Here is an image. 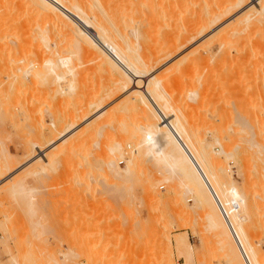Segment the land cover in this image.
Masks as SVG:
<instances>
[{
  "label": "rangeland",
  "instance_id": "374dc122",
  "mask_svg": "<svg viewBox=\"0 0 264 264\" xmlns=\"http://www.w3.org/2000/svg\"><path fill=\"white\" fill-rule=\"evenodd\" d=\"M102 1L112 9L116 4L118 9L115 11L121 15V11L124 12L125 9V17L131 13L133 17L130 19L137 21L133 24H140L145 20L143 14V18L137 17L136 9L146 10L147 15L151 4L149 0H143L144 3L149 2L145 7L141 5L137 8L132 4L136 0L132 3L129 1V6L128 0H125L128 3L122 0ZM256 1L258 0H254V3L257 5ZM28 4L26 0H0V264H238L240 260L237 257H234L235 260L229 257L224 241L223 222L219 219L215 221L210 216V213H215V207L212 204L204 207L202 201L198 200L200 196L197 190H190L186 186L185 174L171 166L172 161L169 163L168 156H159L156 146L148 140L147 124L155 116L140 109L132 110L128 105V108L120 105L121 97L124 99L131 95L129 91L136 87L126 90L129 95L126 91L120 92L117 97L102 104L96 113H91L93 109L89 107L99 99L100 93V98L105 96V87L108 88L111 81L101 77V72L92 65L96 62L89 57L87 60L85 57L81 59L83 62L80 67L84 65L85 68L79 70L84 74L79 76L81 80L78 70L74 77L63 65L62 70L60 69L62 72L51 71L44 60L48 49L43 41L46 34L43 28H47L38 24V20L41 23L42 19ZM129 8H132L131 12H127ZM260 16L262 18L263 14ZM32 20L37 24H32ZM216 30L217 28L206 34L204 41L200 38L198 42L190 44L186 50L171 58V62L168 60L161 65V70L157 71L160 69L158 68L152 74L157 79L161 77V80L158 79L161 83L165 80L163 84L166 80L170 82L171 86L168 82L165 84L168 87H164L168 90L163 88L166 91H162L165 92L163 96H172L170 101L177 98L171 104L179 101V109L182 103V108L185 106L187 115L182 109H177L182 117L186 115L182 122L189 133L194 135V140L202 144H199L203 146L201 149L204 148L209 153L204 167L223 189V199L241 223L246 240L256 249L253 257L264 264V31H259L253 37L255 40L256 37L263 40V44L259 40V45H263L262 48L259 46L261 51L256 45L253 46L255 49L250 46L249 50L245 46L246 51L243 47L238 48L242 50H239L240 53L235 49L239 55L244 52L246 59L251 58L247 61L241 56V60L235 55L237 61L234 58L226 59L233 61L228 64L221 56L219 60L216 59L223 52L215 42L211 43L215 40L211 35ZM51 32L50 30L49 35ZM208 36L212 39L208 46L212 51L215 45L212 52L216 53L213 58L210 56L214 61L210 58L205 62L208 63L207 67L204 65L206 72L203 65L200 66L204 71L198 69L199 63L191 65L193 57L191 59L189 55L190 58H185L186 61L191 59L188 63H191L190 67L196 68L195 72L201 71L197 72L200 73L197 78L205 73L202 74L205 75L204 80L201 76L200 83L199 79H195L197 75L190 76L195 68H188L187 65L190 70L187 71L185 67L183 72L186 73L185 76L188 72L191 73L188 75L190 77L187 79L182 74L184 79L179 75L181 80L176 81L180 78L174 75V62L177 65V61L182 56V59L185 55L187 57L185 53L188 52H191V56L193 52L194 57L195 54L202 55L199 53L206 55L207 48L203 44L208 43ZM57 39L62 43L59 37ZM195 47L197 51H194ZM68 50L64 53L71 55L70 47ZM231 50L234 54V48ZM214 58L219 62L223 58L219 65L225 63L224 68L217 65V62V71L213 67L216 62ZM255 58L259 60L255 62ZM77 62L78 58L73 63ZM169 62L174 64L171 66ZM248 62L253 63L248 65ZM178 63L180 65L182 62ZM183 63L178 68H183ZM227 65H234L235 68L232 70ZM163 66L172 71L174 69V76H169L170 71L167 75L169 79L167 76L165 79L162 74L160 76L158 73L165 72ZM236 68L239 72H235ZM246 68H249L248 73L244 71ZM249 70L255 76L250 75ZM220 71H229L230 74ZM106 82L109 83L108 86H104ZM196 83L199 86L202 84L198 93L191 88H198ZM178 84H181L180 91ZM99 88L105 89H100L103 94ZM182 88L186 89L188 96L185 92L183 94ZM241 90L244 92L237 96L241 94ZM195 94L201 97L198 99ZM209 94L215 100L223 97L220 98L221 103H218L219 100L216 101L217 104L215 100L213 102V97L209 99ZM201 98L209 100L206 99L205 103L206 100ZM168 101L162 102L168 105ZM87 113H91V116L81 120ZM73 119L80 120L77 124H72ZM186 120L190 121V125ZM62 131L68 134L61 140L58 136ZM53 139L55 142L52 143ZM34 143L47 151L48 162L33 158L37 155ZM14 158L20 167L7 171L5 177L8 164L16 162ZM28 162L29 165L24 167ZM21 168L22 171L19 170ZM18 170L19 174H16ZM10 173L19 176V185H11V177L14 176L8 177ZM8 178L10 179L6 180ZM232 187L235 189V196L229 194ZM177 236L188 240L189 246L183 254L174 247L173 242Z\"/></svg>",
  "mask_w": 264,
  "mask_h": 264
},
{
  "label": "bare ground",
  "instance_id": "6f19581e",
  "mask_svg": "<svg viewBox=\"0 0 264 264\" xmlns=\"http://www.w3.org/2000/svg\"><path fill=\"white\" fill-rule=\"evenodd\" d=\"M26 1L29 3L28 5H30L36 11V14L38 16H40L39 18L42 19L41 23L38 20V24L39 25L41 24L43 27L47 28V29H45V28H43V29H44V33L46 32V34H48V36L45 34L46 37L44 36V38L43 37L42 38L45 39L43 41H44V43L46 42L45 44H47V49H48L47 57H46V59L44 58V60H45L46 64L49 65L50 70L53 72H59L62 70L63 67H65V69H67V71L70 72V74H72L75 77L77 70L79 71L80 68L85 69L83 67L84 65H82V67H80L81 66L80 64L83 62V61H81V59H83L82 57H85L86 60L89 57L94 62H96V64H92V65H95L97 70H99V73L101 72V74H100L101 77L103 76V77L107 78L108 80H110L111 82H109L108 80L107 81L111 84L108 88L105 87V89L107 91V92L105 91V93H106L105 96H101V98H100V95H101V93H100L99 99L97 98L98 99L97 101L95 99L96 102L95 103L93 102L94 103L93 105H95V107L93 105L92 106L94 108L92 106L89 107V109L94 110V111L92 110L91 113H93V112L96 113V110L101 108L102 104L107 103V101L112 99V98L114 99V97L116 95H119L120 92H122V91L125 92L129 88L131 89V87L135 86L136 88L132 89V91H129L131 95H129V93L126 91L128 93L127 95H129L130 97L126 96V98L123 99V97L119 96L122 98L120 100V102H121L120 105H122L124 108L125 107L126 108H128V107L132 108V110L133 109H135V110L140 109L142 111H145L147 114H153L155 116V119L153 121H150L147 124L148 126L146 125L147 126V132H148V140L150 141V143L152 145L156 146L157 153L159 156H165V157L168 156L170 159L169 163H171V161H172L171 166L178 168L181 172H183L185 174L186 186L190 190H197V194L200 196V198L198 200L200 202L202 201L203 206L207 207L208 204H212L215 207V210H216L215 213H210V216L215 221L219 219L220 221L223 222V225H224V227H223L224 228L223 229L224 241H225L226 247L229 251V253H228L229 257L234 259V260L237 257L238 261L240 260L238 264H260L253 257V255L255 256L256 249L252 245H250L248 243V241L246 240V235H245V232H244V229H243L241 223L236 218L234 212L231 211L230 206L227 204L226 200L223 199V197H222L223 196V194H222L223 189L220 187L219 183L214 180L210 171L204 167L205 158H207L209 156V153L206 152V150L204 148L201 149L203 146H199L200 143L198 141L194 140V138H193L194 135H191L189 133L188 129H186L184 123L182 122L183 117L184 116L186 117V115H187L186 112L184 111L185 106H184V108H182L183 103H182V106L180 105V107H181L180 109H182L186 114V115H183V117H182V113L178 112V110H177V109H179V107L177 106L179 104L178 103L179 101L177 100L178 102H173L175 104L172 103L173 105H175V107H178L176 109H174L175 107L171 104L172 100L175 101L177 98L175 100L173 98L170 101L172 96L171 97L169 96L170 99L168 97H166L167 95L163 96V93L165 95V92H163V91H166L164 89H167V88H164L165 86H167L165 84H167L169 81L166 80V83L163 84L165 82V80L163 79L164 81H163V83H161V81H158V79L161 80V77L157 79V78H155L156 75H153L152 73H154L155 70L160 68V66L163 65L164 63H166L168 60L170 61V59L173 58L175 55H177L180 51L182 52V50H184L185 48H188L190 44L194 43L197 40L199 41L200 38H203L206 34L210 33L211 30L216 29V28H217V30L215 31V33L211 35V37L215 40L213 42L211 41V43L215 42V44L220 49V51H223V52H220V54H218L219 57L216 59L219 60L221 57H223V58H225V60H223V58L221 60L225 61L228 64L233 62V61L232 62L228 61L231 58L232 59L233 58L234 59H236V58L240 59L241 56H243V58L246 59V57L244 56L245 55L244 52H243V54L241 52L242 55L241 54L239 55L240 51H242V50H240L242 47H243V50L245 49V51L247 50V47H249L248 48V50H249L250 46L253 47L256 45V48L259 46L263 47V45H259V40H260V44L262 43L261 41H263V40L259 39L258 37H256L258 40L257 39L255 40L253 37H254V35L256 36V33H258L259 31L260 32L262 30L264 31V17H263L264 16V0L256 1V2H258L257 5H256V3H254V0H149L150 2L149 1L148 2L151 4H150V7H149V5L147 6V7H149L147 10V12H148L147 15L145 14L146 10L142 11L143 10L142 7L140 8V9H142L141 11H139V9H136L137 11H135V12H137L135 14H138L137 15L138 18L142 17L141 14H143L144 18L143 17L142 18H143V20L145 19L140 24H137V23L133 24L135 20L132 21L130 19L132 16L131 13H130V15H129V13H127L129 15L128 16L129 20H128V17H125L126 15L124 14L125 9H123L124 12L121 11L122 7L120 9V11L122 13V15H121L120 12L116 13V11L118 9V6L116 8V4L113 7L114 9H112L109 7L108 4L106 5L105 3H103L104 1H102V0H26ZM122 1L126 2L125 0H122ZM122 1H120V3H122ZM129 1L131 3L135 2V0H128V2ZM142 1L143 0H138V2H139L138 3L136 0L137 3L135 2L132 4L136 5V7L137 6L140 7L141 5H143L145 7V5H147L148 2L144 3L145 0L143 2ZM111 2H110V5H111ZM128 2H126V3H128ZM130 2L128 3V6H129ZM141 2L144 4H142ZM113 3H114V1L112 2V4ZM131 9L132 8H129L127 12H131ZM133 10H132V12H133ZM259 14L260 15L263 14V16H262L263 20ZM135 17H136V15H135ZM137 17H136V19H137ZM126 18H127V20H126ZM130 20H131V22L128 23ZM138 20H140V19H138ZM141 21H142V19H141ZM34 22L32 20V24ZM135 22H137V21H135ZM45 30H47L48 32ZM50 30L52 31L51 35H49ZM52 35H53V37H52ZM58 37L61 39L62 43H59L60 41L58 42V39H57ZM206 37H204V38H206ZM209 37L210 36H208V38ZM42 38H40L41 40L40 39L39 40L42 41ZM204 38L202 39L203 41H204ZM210 40H212V39L209 38L208 40H206V42L208 41V43L204 42V44H203V46H205L207 48V52H206L207 54L206 55H203V53H199L202 55L195 54L196 57H194L193 52H192V56L190 54L191 52L185 53V54H187V57L185 55L184 59L185 58L188 59L189 55H190L191 59L194 58L192 64L188 63L189 60L191 62V59L186 61V59L185 60L182 59L183 58V56H182V58H181L182 61H181V59L179 60V58H178L179 61H177V59H176L177 65H176V62H174L175 65H173L174 63L170 64L171 61L169 62V64L171 66L173 65L172 67L174 69L176 68V71L174 69L172 71L171 70L172 67L167 63V65H169V68H171V69L169 70V69H167L168 68L167 66H166L167 68H165L163 66L165 68V70H164L165 72H160L158 74H160V76L163 75V77L165 79H167V77L169 79V76L173 77L175 75L176 77L180 78V79L176 80V81H178V80H181V77H182V80L184 79L183 75L185 76L186 73H184L183 71H184L185 67L187 70L188 68H192V67H190L191 65L193 66L194 64L196 65L197 63H199V66L197 65V67H199L198 69L201 70L202 68H204L206 66V64L208 65V63L205 64V62L208 61L211 57L213 58L215 56L214 53H216V52H212L214 50L215 45H214L212 51L209 47L211 44ZM203 41L200 42L199 44L203 43ZM42 44H43V42H42ZM43 46H44V44H43ZM245 46H247V47L244 48ZM69 47L72 50L71 55H67L64 53V51L66 52V50H67V52L69 51L68 50ZM196 47H195L194 51H197ZM260 47H259V49H260ZM233 48L235 51L234 54L231 53V51H232L231 49H233ZM238 48H240V49H238ZM253 48H252V50L255 49V48L254 49ZM45 49H46V47H45ZM235 49H237L238 51L240 50L239 53H237L238 51ZM259 49H257L258 52H259ZM263 49H264V47H263ZM257 50H255V54H257V52H256ZM260 51H261V49H260ZM248 52L247 53L245 52L247 56H249ZM230 53L233 54L234 57L230 56L231 55ZM235 53H237V54H235ZM252 54L255 55L254 52ZM259 54L261 55V53H259ZM235 55H238V57L239 56L240 57L238 58L236 56V58H235ZM75 57L78 58L77 63H73L76 60ZM73 58H75V59L73 60ZM250 58L251 57H249V59ZM216 59H215L216 62H214L215 66H213L214 68L217 67L216 64H217V62H219ZM226 59H228V60H226ZM237 59H236V61H237ZM249 59L247 61H249ZM172 60H174V59H172ZM221 60L217 65L221 64V62H222ZM241 60H243V59L241 58ZM256 60H259V59L255 58L254 61L256 62ZM93 61H91V62H93ZM178 62H180V63L185 62L186 64L183 63V68L179 67L180 68L179 69L178 66H180L182 63L179 65ZM210 62H211V60H210ZM38 63H39V61H38ZM248 63H249L248 65H251L253 62L252 63L248 62ZM86 64L88 65V63H86ZM189 64H191V65H189ZM224 64L225 63H223V65ZM233 64H235V63H233ZM239 64H238V66H239ZM61 65H63V67ZM200 65H203V67ZM223 65H219V66L223 67ZM245 65H247V64H245ZM245 65H243V66H245ZM238 66H236V67L238 68ZM240 66H242V65H240ZM254 66H256L255 63H254ZM254 66H252L253 69L250 67L253 72H254ZM85 67H86V65H85ZM93 67H92V69H93ZM233 67H234V65L232 67H231V65H230V67H228V65H227V68H230V69L232 68V70H233ZM247 67H249V66H247ZM88 68H89V66H88ZM193 68H195V67H193ZM166 69H167V71H166ZM192 69H191V71H192ZM204 69H202V70L204 71ZM230 69H228V70L230 71ZM238 69L235 70V72L238 71ZM247 69H249V68L244 69V71L246 73H248ZM159 70H161V68L158 69L157 71H159ZM188 70H190V69H188ZM193 70H194L195 74L192 73L193 74L192 75L190 73L191 74L190 75L188 72L187 76H185V77H187V79L190 76L194 77L195 75L198 74L197 72L199 70H197V72H195L196 68ZM206 70L207 69H205L204 72H206ZM208 70H209V68H208ZM216 70L219 71V68ZM162 71H163V68H162ZM168 71H170L171 73ZM229 71H227V72L223 71V72H224V74L225 73L230 74ZM252 71L249 70L250 75L253 74ZM172 72L175 74L173 75ZM199 72H201V71H199ZM223 72L220 71V73H223ZM78 73H79V75L77 74L78 77L81 76V74H83L80 71ZM164 73H167V74L165 75ZM207 73L209 74L208 71H207ZM67 74H69V73H67ZM158 74H157V76H158ZM168 74H169V76H167ZM202 74H205V73H201V76L204 80L203 76H205V75H202ZM233 74H235L234 71H233ZM258 74L260 75V73H258ZM150 75H151V77H149ZM179 75L180 76L182 75V76L180 77ZM188 75H190V76L188 77ZM198 75L195 76L196 77L195 79H196V81L199 79V82L201 83L200 79L202 80V78H200L201 76H199V78H197ZM253 75L255 76V74H253ZM55 76L56 77L59 76V78H60L59 74L58 75L56 74ZM83 76H84V74H83ZM153 76H155V77H153ZM222 76H225V75L222 74ZM240 76L241 75H239V77ZM144 77L145 78L149 77L150 80L148 78H147V80H143L142 78H144ZM225 77H229V76L227 75ZM247 77H248V74H247ZM258 77H260V76H258ZM94 78H95V75H94ZM156 79H157V81H155ZM236 79H237V77H236ZM80 80H81V78H80ZM148 80H149V82H148ZM206 80H207V77H206ZM74 81H75V78H74ZM86 81H87V79H86ZM150 81H151V85H150ZM176 81L174 80V82H176ZM70 82L72 83V80ZM108 82H106L105 83L106 85L104 84V86H108V84H109ZM171 82H173V81H171ZM187 82H188V80H187ZM251 82H252V80H251ZM152 83H153V85H152ZM184 83H185V80H184ZM206 83H207V81H206ZM210 83H211V81H209V84ZM216 83H217V81H216ZM169 84H170V82H169ZM181 84H178V85H180L179 88L177 86V88L179 89L178 91H180ZM194 84H195V82H194ZM203 84H204V82H203ZM182 85H184V84H182ZM213 85L214 84H212V86ZM255 85H256V83H255ZM170 86H171V84H170ZM170 86H169V88H170ZM186 86H187V84H186ZM190 86H192V85H190ZM195 86H198V88L196 87L198 89V91H196L197 89L193 88V86L191 88H192V90L194 89L193 91L198 93L200 86L197 83ZM208 86H210V85H208ZM208 86H207V88H208ZM72 87L71 88L74 89V86H72ZM175 87H176V85H175ZM175 87H174V89H175ZM214 87H213V89H214ZM247 87L249 89V86H247ZM191 88H190V90H191ZM204 88H206V87H204ZM230 88H231V86H230ZM75 89H77V88H75ZM100 89H102V88H99V90ZM182 89H184V88H182ZM201 89H202V87H201ZM208 89H211V88H208ZM185 91H186V89H184L183 94ZM212 91H214V90H212ZM250 91H251V89H250ZM88 92H89V89H88ZM238 92H239V90H238ZM240 92H241V94H238L237 96L242 95V92H244V91L241 90ZM245 92H246V90H245ZM168 93H169V91H168ZM185 93H186L185 95L188 96L187 92H185ZM200 93H202V90ZM102 94H103V92H102ZM204 94H201V95H204ZM217 94H218V90H217ZM251 94H252V92L250 93V95ZM219 95H221V94H219ZM244 95H246V94H243V96ZM195 96L198 97L199 95L195 94ZM205 96H206V94H205ZM96 97H98V96H96ZM192 97H194V96L192 95ZM200 97H198V99ZM212 97L210 95V98L209 97L208 98L211 99ZM163 98L165 99L166 102L168 101L167 99H169L170 102L168 101V105L163 103V102H165ZM188 98L192 99L191 96H189ZM220 98H221V96L219 97V99L217 97V99L219 100L218 103H221L220 100L223 97L221 99ZM178 99H179V97H178ZM201 99L206 100L207 98H201ZM209 99H207V100H209ZM187 100H189V99H187ZM187 100H186V102H187ZM207 100L205 101V103H207ZM213 100H215L214 97H213L212 101ZM218 100H215V103ZM236 100H238V99H236ZM91 101H94V100H91ZM190 101L193 102L192 100H190ZM120 102H117V103H120ZM197 102H199V100ZM117 103H115V104H117ZM188 103H189V101H188ZM205 103L203 102V104H205ZM199 104H201V103L199 102ZM127 105H128V107H127ZM192 105L195 107V104H192ZM218 105H217V107H219ZM187 107H189V106L187 105ZM190 107L193 108L192 106H190ZM221 107H219V108H221ZM199 108H202V107L200 106ZM199 108H197V109H199ZM180 109H179V111H181ZM209 109L210 108H208V110ZM193 111H194V109H193ZM187 112H188V110H187ZM91 113H89V114L87 113V115H83L81 120H86L89 117L88 115H90ZM188 116H187V118H188ZM79 120L73 119V122H71L72 120L70 122L72 124H77V122ZM190 120H191V118H190ZM186 121L189 122L188 124L190 125V121H188V120H186ZM54 124H56V123H54ZM60 127H61V124H60ZM67 134L68 133L66 131H62L60 133V135L58 136V139L62 140L63 138H65V136H67ZM53 142H55L54 139L52 140V143ZM200 145H202V144H200ZM34 146H35L34 151H35V153H37V155H36V157H33V158H36L37 160H40L43 162H48L47 151H44V149H42V147L39 144L36 145L34 143ZM28 149H30V148H28ZM35 153H34V155H35ZM31 160H33V159H31ZM15 161H16V159H15ZM27 164L29 165V162L25 163L24 167ZM40 164H42V163H40ZM17 166H19V163L17 161L16 162H10L8 164L7 169H6L4 174L5 175H6V173L8 174V172H11L13 169L17 168ZM21 166H23V165H21ZM22 169L23 168H21L19 170L22 171ZM19 170L16 171L15 173L19 174ZM11 175L14 177H11ZM15 175H13L11 173L8 175V177H11V181H12L11 185H14V187L16 185H19L18 182L20 181V180H17L18 179L17 177H19V176L18 175L15 176ZM5 177H7V175ZM9 179L10 178H8L6 180H9ZM6 180H3V181H6ZM229 190H230L229 194L231 196H235V189H233V187H232ZM173 244H174L176 251L180 252V254L181 253L183 254V251L186 250V248L189 246L188 240L184 239L182 236H177L176 239L174 240Z\"/></svg>",
  "mask_w": 264,
  "mask_h": 264
}]
</instances>
